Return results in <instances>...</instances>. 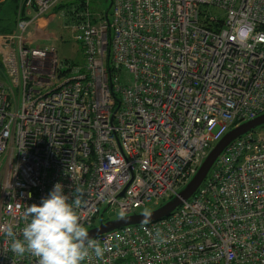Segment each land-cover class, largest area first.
Segmentation results:
<instances>
[{
  "label": "built area",
  "instance_id": "obj_1",
  "mask_svg": "<svg viewBox=\"0 0 264 264\" xmlns=\"http://www.w3.org/2000/svg\"><path fill=\"white\" fill-rule=\"evenodd\" d=\"M59 1L23 0L15 32L0 34V227L20 240L24 210L57 182L69 203L83 189L86 228L105 206L156 207L264 112V0H111L109 19L86 7L69 25L78 65L50 43ZM12 239L0 232V264H36ZM92 239L105 255L81 264H264V130L228 144L168 216Z\"/></svg>",
  "mask_w": 264,
  "mask_h": 264
},
{
  "label": "clouds",
  "instance_id": "obj_2",
  "mask_svg": "<svg viewBox=\"0 0 264 264\" xmlns=\"http://www.w3.org/2000/svg\"><path fill=\"white\" fill-rule=\"evenodd\" d=\"M74 192L69 203V195L64 194L63 186L57 182L39 205L27 206L22 214L26 222L21 229L23 240L14 238L16 233L12 225L0 227V232L13 238L10 250L19 257L29 254L36 264H81L93 254L103 259L105 249L89 237L77 212L82 204L83 189L77 187ZM150 215L145 209V222ZM163 242L166 241L161 240Z\"/></svg>",
  "mask_w": 264,
  "mask_h": 264
},
{
  "label": "water",
  "instance_id": "obj_3",
  "mask_svg": "<svg viewBox=\"0 0 264 264\" xmlns=\"http://www.w3.org/2000/svg\"><path fill=\"white\" fill-rule=\"evenodd\" d=\"M110 6H111V0L108 4V8L104 12L105 19H108V10ZM107 62H108V57H107ZM263 125H264V112L252 119L244 121L230 128L226 133H224V135L212 145V147L209 149L205 157L202 159L194 175L177 192V194L167 199L160 205H157L156 207L149 209L151 215L150 218L147 219V222H145L146 218L144 216V212L121 215L114 218H109L107 220H102L100 218L98 223L92 225L89 228H86L89 233V237L96 238L105 232L116 230L124 226L151 223L165 216H168L181 204L182 200L188 199L196 191V189L205 178L208 170L210 169V167L212 166L218 155L225 149V147L228 144H230L233 140L242 136L243 134L253 131L256 128L261 127ZM106 209L107 206H105L102 209L101 213L105 212Z\"/></svg>",
  "mask_w": 264,
  "mask_h": 264
},
{
  "label": "rangeland",
  "instance_id": "obj_4",
  "mask_svg": "<svg viewBox=\"0 0 264 264\" xmlns=\"http://www.w3.org/2000/svg\"><path fill=\"white\" fill-rule=\"evenodd\" d=\"M77 0H60V3L65 6H71L69 3L74 4ZM80 5H76L70 8L72 10V17L77 19H81V14L84 12L85 8L87 7L88 10L92 13H103L108 8V4L106 0H88V4L85 5L81 0ZM63 7V6H61ZM1 8V7H0ZM63 9V8H61ZM56 10L57 17L53 19L51 23V28L54 30V33L56 34L57 38L50 43L55 47L56 55L58 58L59 63H68L70 65H78L83 60V51L79 45V43L75 40H73L71 36V32L69 28L65 27V11L63 10ZM53 11V10H52ZM62 12V13H60ZM209 12L214 15H219L220 12L216 8H210ZM110 9L108 10V19L110 18ZM9 15L8 12L3 13V17H7ZM65 15V17H64ZM5 17V18H6ZM75 20V19H74ZM74 20H70L71 22ZM70 24V23H69ZM52 40V39H51ZM0 66H1V60H0ZM1 71V68H0ZM122 79L121 82L127 78V75L125 72L122 71L121 73ZM260 130H264V127H261ZM160 204V203H159ZM157 205V204H156ZM155 205H150L145 209H150L154 207ZM103 209V207L101 208ZM145 209H141V212H144ZM105 218H114L116 215L112 214L110 211L104 212Z\"/></svg>",
  "mask_w": 264,
  "mask_h": 264
},
{
  "label": "crops",
  "instance_id": "obj_5",
  "mask_svg": "<svg viewBox=\"0 0 264 264\" xmlns=\"http://www.w3.org/2000/svg\"><path fill=\"white\" fill-rule=\"evenodd\" d=\"M23 0H0V34H12L15 32L16 27V19L18 15L23 12ZM8 12L9 15L5 18L3 17V13ZM31 14L34 13L33 10L30 11ZM38 24L40 25L42 20L37 19ZM36 21V22H37ZM37 24V26H38ZM35 26H32L33 28ZM57 36L55 35V39ZM40 46L47 45L48 42L41 41L38 42Z\"/></svg>",
  "mask_w": 264,
  "mask_h": 264
},
{
  "label": "trees",
  "instance_id": "obj_6",
  "mask_svg": "<svg viewBox=\"0 0 264 264\" xmlns=\"http://www.w3.org/2000/svg\"><path fill=\"white\" fill-rule=\"evenodd\" d=\"M71 6H65V5H62L61 3H60V1L56 4V5H54L53 7H52V10L53 11H55L56 12V10H60L61 8H63V9H61L62 10V12H63V10L65 11V15H66V17H65V15H64V17H65V27H67V28H69V25L71 24V19L72 20H76V18H74V17H72V10H70V8L71 7H73V6H76V5H80V1L78 2V0L74 3V4H71V3H69ZM61 6H63V7H61ZM94 14H97L96 12L94 13ZM99 14V13H98ZM103 14V13H102ZM104 15V14H103ZM73 22V21H72ZM70 23V24H69ZM69 30H70V28H69ZM71 32V31H70ZM0 68H1V66H0ZM261 127H264V125L263 126H261ZM261 127H258V128H256L255 130H259ZM152 209V208H151ZM101 219L102 220H107V219H109V218H105L104 217V214H102V216H101Z\"/></svg>",
  "mask_w": 264,
  "mask_h": 264
},
{
  "label": "flooded vegetation",
  "instance_id": "obj_7",
  "mask_svg": "<svg viewBox=\"0 0 264 264\" xmlns=\"http://www.w3.org/2000/svg\"><path fill=\"white\" fill-rule=\"evenodd\" d=\"M107 1V3H109L110 2V0H106Z\"/></svg>",
  "mask_w": 264,
  "mask_h": 264
}]
</instances>
